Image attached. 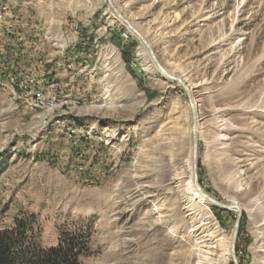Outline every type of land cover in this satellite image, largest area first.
Listing matches in <instances>:
<instances>
[{
    "label": "rangeland",
    "instance_id": "obj_1",
    "mask_svg": "<svg viewBox=\"0 0 264 264\" xmlns=\"http://www.w3.org/2000/svg\"><path fill=\"white\" fill-rule=\"evenodd\" d=\"M114 1L163 68L195 86L198 184L241 209L238 264H264V0ZM0 3V230L25 213L43 248L87 231L80 264H187L192 224L168 190L191 149L182 87L143 71L107 1ZM21 84H52L68 104L37 107ZM215 208L196 221L227 241L236 215Z\"/></svg>",
    "mask_w": 264,
    "mask_h": 264
},
{
    "label": "bare ground",
    "instance_id": "obj_2",
    "mask_svg": "<svg viewBox=\"0 0 264 264\" xmlns=\"http://www.w3.org/2000/svg\"><path fill=\"white\" fill-rule=\"evenodd\" d=\"M103 1L106 2V0H103ZM111 5H112L113 9L110 8L108 10L107 13L109 14V16H112L115 20H117L118 22H120L123 25H125L124 22H127L138 33V35H140V37H142L145 41L148 39L147 38V29L142 28L144 26L138 25L133 20H131L129 18V16L127 15V13L125 12L124 8L116 5L115 1L111 2ZM1 6H6V13L8 12L7 11L8 7L6 4L0 3V22H2V24H3L4 19H3V14L1 13ZM176 16H177V14H176ZM11 27H12V25H11ZM128 32L140 43L139 47L136 49L135 56H136L137 61L140 63L143 71L148 73V74H151L153 71H158L156 69L154 62L152 61V59L150 57V54H149L147 47L140 41V38L137 35H135L132 31L128 30ZM146 43L148 44V41H146ZM149 47H150V45H149ZM150 49H151V47H150ZM0 50H1V48H0ZM110 56H112L114 58L113 59L114 65L116 67H118V69L120 70L121 63H120L119 57L116 55V53L113 50H112V52H110ZM1 59H2V57H1ZM1 59H0V74H1ZM2 69H3V67H2ZM3 70H5V69H3ZM169 74L172 75V73H169ZM177 76L179 77V79H181L183 84L186 83L188 85L187 88H188L189 93H190V98L194 104V108L196 109L197 107H199V105H198L197 96L195 95V91H194L195 86H191L190 84H188L187 80L185 78H183L181 75H177ZM174 77H176V76H174ZM178 77H176V78H178ZM13 82H15V81H13ZM171 82H174V81H171ZM174 83L176 86L181 87L180 84H178L176 82H174ZM47 87L53 88V85L47 84ZM13 88H14V86H13ZM19 88L22 89V91L26 95L27 99H30V101H31L32 95H38L37 101H32L33 103H36L37 107L47 108V109L52 110V108L56 109V107H62L64 105L68 104V101L65 97H62V96L56 97L55 94L53 96V95H51L52 92H49V95L45 96V95H42V89L31 88L30 85H26V84L22 85L21 84V85H19ZM51 104H52V106H51ZM198 130H199V127L197 128L196 133L199 132ZM69 131H70V133H73V131L71 129ZM175 166H173L171 174H170V178L168 181L169 182L168 183V190L170 192H173L174 194H176L177 197L181 200V202L183 204L182 209H183L184 213L186 214L185 217L188 218L192 224L190 231L193 233V237H194V248L191 249L188 252V254L186 255L187 256L186 263L191 264L192 260H195V264H222V263H224L223 261L225 259V256L230 257V252H229L230 239L228 238L227 241H224L223 238H218L217 236H214V233H211L208 235L209 232H207L203 229L204 225L207 226L209 224L208 222H206L207 219H205V222L202 224H199L196 221L197 220L196 215H195L196 209H199V210L205 209L206 211H209L210 207L213 205H211L206 200H204L199 195V193L194 190L193 183H192V170H191L190 156L188 155L187 163H186L184 170L182 168H179V166L178 167H175ZM164 188H166V187H164ZM202 191L204 193H206L203 189H202ZM215 200L217 202H219L217 199H215ZM219 203L237 206L236 203H223V202H219ZM232 213L235 214V210L232 211ZM182 217H184V216H182ZM261 225H264V220L262 221ZM213 236H214V238H216V237L218 238L216 240V242H218V243H217V245L214 244L215 246L212 243V237Z\"/></svg>",
    "mask_w": 264,
    "mask_h": 264
},
{
    "label": "trees",
    "instance_id": "obj_3",
    "mask_svg": "<svg viewBox=\"0 0 264 264\" xmlns=\"http://www.w3.org/2000/svg\"><path fill=\"white\" fill-rule=\"evenodd\" d=\"M88 249L87 231L61 233L55 247L43 248L37 244L33 221L25 213L14 217L12 227L0 230V264H80Z\"/></svg>",
    "mask_w": 264,
    "mask_h": 264
},
{
    "label": "water",
    "instance_id": "obj_4",
    "mask_svg": "<svg viewBox=\"0 0 264 264\" xmlns=\"http://www.w3.org/2000/svg\"><path fill=\"white\" fill-rule=\"evenodd\" d=\"M108 7L112 8L111 0H106ZM113 9V8H112ZM129 30H131L135 35H137L141 42L147 47L150 57L152 61L154 62L156 69L158 70L159 74L165 78L166 80L174 81L182 87L188 101L189 111H190V140H191V149H190V159H191V170H192V183L194 190L199 193V195L206 200L208 203L213 205L214 207L232 212L235 210V221L233 224V228L230 234V246H229V252H230V259L232 264H238L237 258L235 256V243L238 233V227H239V221L241 218V209L236 205H226L217 202L214 198H212L209 194L204 193L202 189L200 188L198 184V176H197V163H198V138H197V110L194 108V104L190 98L189 90L186 85L182 83V81L179 78H176L172 75H170L166 70L163 68V66L159 63L158 59L155 57L153 51L150 49L149 45L146 43V41L138 35V33L130 26L127 22H124Z\"/></svg>",
    "mask_w": 264,
    "mask_h": 264
},
{
    "label": "built area",
    "instance_id": "obj_5",
    "mask_svg": "<svg viewBox=\"0 0 264 264\" xmlns=\"http://www.w3.org/2000/svg\"><path fill=\"white\" fill-rule=\"evenodd\" d=\"M1 13L3 14V19H4V22H5V17H6V6H1ZM18 38V37H16ZM20 39V38H18ZM2 51L0 50V59L2 57ZM2 75V74H0ZM27 83H30L31 86H36V83H35V78L34 77H29V80H27ZM54 91H57V90H52L51 88H42V95H49V92H54ZM38 99V95H32V98H31V101H37ZM52 106V104H51Z\"/></svg>",
    "mask_w": 264,
    "mask_h": 264
}]
</instances>
